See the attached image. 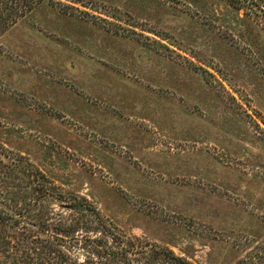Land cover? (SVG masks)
Wrapping results in <instances>:
<instances>
[{
    "label": "rangeland",
    "instance_id": "obj_1",
    "mask_svg": "<svg viewBox=\"0 0 264 264\" xmlns=\"http://www.w3.org/2000/svg\"><path fill=\"white\" fill-rule=\"evenodd\" d=\"M79 203L189 264H264V0H42L0 35V213L21 222L0 263L38 209Z\"/></svg>",
    "mask_w": 264,
    "mask_h": 264
},
{
    "label": "trees",
    "instance_id": "obj_2",
    "mask_svg": "<svg viewBox=\"0 0 264 264\" xmlns=\"http://www.w3.org/2000/svg\"><path fill=\"white\" fill-rule=\"evenodd\" d=\"M41 1L0 0V35L26 17ZM36 190V198L48 194L40 187ZM36 198L32 204L23 207L27 215L31 206L36 205ZM73 205H82L83 209ZM66 208L72 211L67 216L60 213L56 217L44 215L46 209L40 208L35 219L24 220L16 241L6 242L8 252L14 250L13 254H8L12 260L0 264H158L159 255L178 264H189L172 253L168 255L156 249L151 243L120 232L95 210L86 214L88 208L83 203L66 205ZM0 221L16 226L21 223L9 213H0ZM28 224L35 230L31 231Z\"/></svg>",
    "mask_w": 264,
    "mask_h": 264
},
{
    "label": "water",
    "instance_id": "obj_3",
    "mask_svg": "<svg viewBox=\"0 0 264 264\" xmlns=\"http://www.w3.org/2000/svg\"><path fill=\"white\" fill-rule=\"evenodd\" d=\"M78 207H79L80 209H83V206H82V205H79Z\"/></svg>",
    "mask_w": 264,
    "mask_h": 264
}]
</instances>
